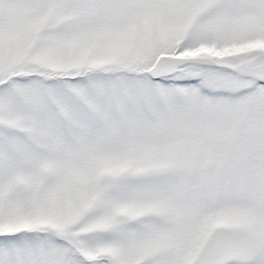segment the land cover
I'll use <instances>...</instances> for the list:
<instances>
[{"label":"snow or ice","instance_id":"obj_1","mask_svg":"<svg viewBox=\"0 0 264 264\" xmlns=\"http://www.w3.org/2000/svg\"><path fill=\"white\" fill-rule=\"evenodd\" d=\"M0 264H264V0H0Z\"/></svg>","mask_w":264,"mask_h":264}]
</instances>
